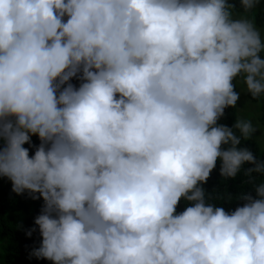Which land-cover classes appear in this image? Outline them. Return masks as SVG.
Wrapping results in <instances>:
<instances>
[{"label": "clouds", "instance_id": "9594fccd", "mask_svg": "<svg viewBox=\"0 0 264 264\" xmlns=\"http://www.w3.org/2000/svg\"><path fill=\"white\" fill-rule=\"evenodd\" d=\"M261 4L0 0V178L43 202L30 257L264 264V158L244 144L264 130L221 123L264 99ZM218 162L252 191L213 197Z\"/></svg>", "mask_w": 264, "mask_h": 264}, {"label": "trees", "instance_id": "16d2710c", "mask_svg": "<svg viewBox=\"0 0 264 264\" xmlns=\"http://www.w3.org/2000/svg\"><path fill=\"white\" fill-rule=\"evenodd\" d=\"M237 10L239 11V8ZM255 18L258 26L264 24V4H261L255 10ZM73 82L77 83L76 81ZM247 97L252 103L257 104L260 111L259 120L264 125V99L253 100L250 95H247ZM235 116L236 109H226V116L221 120V123L231 125ZM33 142L39 143L36 137H33ZM244 144L251 147L258 156L264 158V149L256 142L248 140L244 141ZM25 146L27 147V145ZM219 166L218 162L207 184L204 185L208 191L217 186L211 193L213 197L219 195L227 198L231 195L234 199L243 190L252 191L251 185L240 184L242 177H237L235 181L231 179L227 181L221 178ZM36 201L31 199L27 192L23 195H17L12 191L11 184L4 186L0 190V240L3 241L0 244V264H53L52 261L37 259L29 255L32 248L39 247L41 241L38 226L31 237L26 235V230L34 226V217L41 211L43 202L41 201L39 205H36ZM212 202L223 204L224 207L233 210L237 205L244 203V201L240 200L228 202L225 199H214ZM184 207L185 202L181 201L178 211H182ZM18 224H21L22 227H17Z\"/></svg>", "mask_w": 264, "mask_h": 264}, {"label": "rangeland", "instance_id": "374dc122", "mask_svg": "<svg viewBox=\"0 0 264 264\" xmlns=\"http://www.w3.org/2000/svg\"><path fill=\"white\" fill-rule=\"evenodd\" d=\"M244 85L242 82L237 81V91L243 90ZM238 106L240 108L236 109V116H242L253 120L254 124H258L262 130H264V125L259 120L260 111L256 103H252L247 94L241 93L240 100L238 101ZM256 138L250 141L256 142L262 149H264V136L260 135V132L255 133ZM11 182L7 178H0V190L6 185H10ZM42 200H37L36 205H39Z\"/></svg>", "mask_w": 264, "mask_h": 264}]
</instances>
